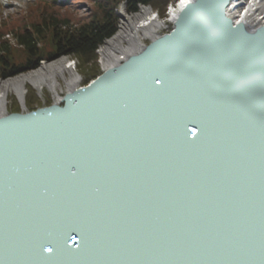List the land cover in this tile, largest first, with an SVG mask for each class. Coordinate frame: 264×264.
I'll return each mask as SVG.
<instances>
[{
  "label": "water",
  "instance_id": "obj_1",
  "mask_svg": "<svg viewBox=\"0 0 264 264\" xmlns=\"http://www.w3.org/2000/svg\"><path fill=\"white\" fill-rule=\"evenodd\" d=\"M229 2L0 118V264H264V22Z\"/></svg>",
  "mask_w": 264,
  "mask_h": 264
},
{
  "label": "bare ground",
  "instance_id": "obj_2",
  "mask_svg": "<svg viewBox=\"0 0 264 264\" xmlns=\"http://www.w3.org/2000/svg\"><path fill=\"white\" fill-rule=\"evenodd\" d=\"M193 1L175 0L167 8L163 19L154 15L148 7L142 6L132 15H127L125 9L121 8L117 14L119 24L116 33L98 49L97 62L100 69L108 70L122 64L130 56L144 50V47L148 45L146 41L151 42L165 35L170 25L179 17L180 12ZM223 12L230 21L242 24L243 29L250 32L264 22V0H230ZM80 82L79 74H76L73 65L65 58L40 63V66L32 72L1 81L0 118L9 114L5 106L9 94L14 95L22 105L24 110L22 114L31 112L24 106L26 85L33 87L40 94L47 90L53 98L50 105L58 106L64 98L62 94L79 89ZM76 233L79 232L76 231ZM89 234L92 235L91 232ZM134 246L135 240L131 242L129 249ZM16 257L18 260L19 257L17 255Z\"/></svg>",
  "mask_w": 264,
  "mask_h": 264
},
{
  "label": "trees",
  "instance_id": "obj_3",
  "mask_svg": "<svg viewBox=\"0 0 264 264\" xmlns=\"http://www.w3.org/2000/svg\"><path fill=\"white\" fill-rule=\"evenodd\" d=\"M174 1L103 0L96 4L97 11L92 19L80 26H72L66 21L59 22L50 16L46 19L45 9L41 14L36 12L30 25H21L9 31L0 29V81L32 72L40 63L59 58L68 57L88 68L96 63L100 46L116 33L118 19L115 12L120 4L125 6L127 15L138 12L142 6L163 15L167 5ZM7 37H11L12 41H8ZM45 48H50V51L45 53ZM13 50L25 57L22 63H14L13 59L17 55Z\"/></svg>",
  "mask_w": 264,
  "mask_h": 264
},
{
  "label": "rangeland",
  "instance_id": "obj_4",
  "mask_svg": "<svg viewBox=\"0 0 264 264\" xmlns=\"http://www.w3.org/2000/svg\"><path fill=\"white\" fill-rule=\"evenodd\" d=\"M100 1L103 0H0V24L2 23L0 29L9 31L12 28H17L19 26L21 27V25H30L33 19L36 17L35 13L38 12L41 14L40 12H42L43 9L46 10L44 14L46 19H49L50 16L59 22L66 21L72 26H80L82 24H86L92 19L93 15L97 11L95 10L96 4ZM171 4H168L167 8ZM121 8L125 9V6L120 4L115 12L118 19L117 27L119 24V17L117 14ZM167 8L165 9V12ZM150 10L154 15H158L160 19L165 17V12L163 15H161V13H158L156 10H152L151 8ZM8 41H12V38H8ZM146 43H149V41H146ZM49 51L50 48H45V53ZM12 52L17 55L13 59L14 63H22V61H24L25 57L20 55V52H16L14 50ZM65 59L69 60V62L75 68L76 74H79L81 78V86H84L90 82V80L101 74L102 69H100L99 63L97 61L94 65L84 68L79 63H76L75 60H71L68 57ZM42 63H46V61ZM25 88L26 96L24 100V106L26 110L34 111L35 108H42L52 104L53 98L50 96L47 90H44L43 93L40 94L36 91V89L29 85H26ZM5 106L9 114H20L24 112L22 105H20L18 100L12 94L8 95Z\"/></svg>",
  "mask_w": 264,
  "mask_h": 264
},
{
  "label": "snow or ice",
  "instance_id": "obj_5",
  "mask_svg": "<svg viewBox=\"0 0 264 264\" xmlns=\"http://www.w3.org/2000/svg\"><path fill=\"white\" fill-rule=\"evenodd\" d=\"M157 83H160V81L159 80H157ZM45 251H48V252H51L52 251V249L51 248H47V249H44Z\"/></svg>",
  "mask_w": 264,
  "mask_h": 264
}]
</instances>
